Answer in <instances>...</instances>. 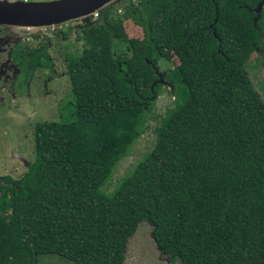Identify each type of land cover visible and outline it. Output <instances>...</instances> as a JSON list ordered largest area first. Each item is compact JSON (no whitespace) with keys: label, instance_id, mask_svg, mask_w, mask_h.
I'll list each match as a JSON object with an SVG mask.
<instances>
[{"label":"trees","instance_id":"16d2710c","mask_svg":"<svg viewBox=\"0 0 264 264\" xmlns=\"http://www.w3.org/2000/svg\"><path fill=\"white\" fill-rule=\"evenodd\" d=\"M260 0H140L108 8L80 27L83 48L66 57L71 98L58 121L33 126V160L0 178V264L56 256L69 264H123L142 222L169 264H264V103L244 65L261 40L249 11ZM173 18L178 65L164 80L174 108L150 152L110 193L103 183L123 154L138 111L160 84L152 21ZM123 18V19H124ZM257 27L264 30V12ZM126 43L129 56L113 53ZM44 46L31 52L46 66Z\"/></svg>","mask_w":264,"mask_h":264},{"label":"rangeland","instance_id":"374dc122","mask_svg":"<svg viewBox=\"0 0 264 264\" xmlns=\"http://www.w3.org/2000/svg\"><path fill=\"white\" fill-rule=\"evenodd\" d=\"M57 0H28V2H53ZM140 0H111L104 7L108 8L115 18L122 19V28L126 39L140 40L141 30L123 16V6L127 3L136 5ZM93 16L88 15L60 25L30 28L19 35L25 38L23 43L28 48L45 46V52L51 62L48 69H36L32 80V103L20 105H2L0 107V176L12 179L20 178L26 166L33 160L32 133L33 126L38 122L58 121L61 110L71 98V87L67 76L66 57L80 54L83 45L79 40L80 27ZM124 18V19H123ZM173 18H164L156 14L152 21L157 45L161 47V58L156 60L155 67L166 74L178 65L177 58L171 52L170 34ZM26 39L28 41H26ZM127 44L115 43L113 53L129 56ZM21 48V46L19 47ZM247 76L264 103V52L252 53L244 65ZM167 83V82H166ZM46 88L42 90V87ZM170 85V84H169ZM38 101V105L35 103ZM174 108L172 86L160 84L159 93L150 107L137 112L131 127L125 130L128 141L124 152L109 169L103 183V190L110 193L115 184L140 162L151 151L155 143L156 132L167 114ZM147 223H140L127 242L123 264H169L155 247ZM34 264H69L62 258L47 255L36 259Z\"/></svg>","mask_w":264,"mask_h":264},{"label":"flooded vegetation","instance_id":"af4514ba","mask_svg":"<svg viewBox=\"0 0 264 264\" xmlns=\"http://www.w3.org/2000/svg\"><path fill=\"white\" fill-rule=\"evenodd\" d=\"M0 1H5L8 3H13V2L28 3V0H0ZM257 5L258 3L255 5L254 8L249 10L252 13L251 24H252V20L255 18V13L253 10L256 8ZM261 12H264V4L262 5L259 11L258 19L256 21V27L260 19ZM90 21H87L86 23ZM27 29L29 30L30 28L0 25V107L2 105L4 106L10 105L13 107L18 104L20 105L21 103H26L28 101H30L31 104L33 101L32 99L33 72L36 69H41V70L48 69V67L51 65V62L45 52L44 45H40L37 48L31 49L28 48L26 44H21L23 43L25 38H22L19 35L22 32H17V31H24ZM256 35L257 37L258 35H264V30L259 29V34L256 33ZM26 41L28 40L26 39ZM20 46L21 48H19ZM43 46H44L43 54L45 60L48 61V65L46 66L33 65L31 59V52L34 50H38ZM45 88L46 85L42 87V90H44ZM35 103L37 104L38 101H36ZM3 177H9V176L7 175L0 176V178ZM13 180H17V179H13Z\"/></svg>","mask_w":264,"mask_h":264},{"label":"water","instance_id":"95a60500","mask_svg":"<svg viewBox=\"0 0 264 264\" xmlns=\"http://www.w3.org/2000/svg\"><path fill=\"white\" fill-rule=\"evenodd\" d=\"M111 0H57L53 2H13L0 1V25L11 27L40 28L56 26L67 21L76 20L88 16L103 8ZM264 4L261 0L253 10L255 18L252 20V27L259 34L256 27L259 11ZM261 40L260 54L264 52V35H258ZM147 64L153 69L158 84L170 85L163 81V73L150 62Z\"/></svg>","mask_w":264,"mask_h":264},{"label":"built area","instance_id":"2783aa9c","mask_svg":"<svg viewBox=\"0 0 264 264\" xmlns=\"http://www.w3.org/2000/svg\"><path fill=\"white\" fill-rule=\"evenodd\" d=\"M91 16H93V18L92 19H96L97 18V14H96V12H93L92 14H91Z\"/></svg>","mask_w":264,"mask_h":264}]
</instances>
